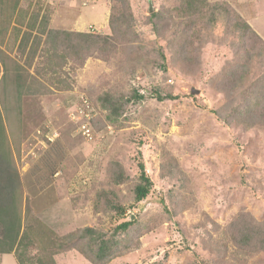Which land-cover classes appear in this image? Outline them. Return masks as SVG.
Instances as JSON below:
<instances>
[{"label": "rangeland", "instance_id": "obj_1", "mask_svg": "<svg viewBox=\"0 0 264 264\" xmlns=\"http://www.w3.org/2000/svg\"><path fill=\"white\" fill-rule=\"evenodd\" d=\"M207 1L230 5L264 41V0ZM127 2L132 27L118 32L110 24L114 0L87 9L80 0H21L31 12L42 8L48 30L115 39L58 74L42 71L46 60L36 57L31 72L46 73L37 77L47 90L24 98L28 136L15 167L0 158V205L21 182L35 217L58 236L92 228L117 240L119 255L109 264H264L261 251L235 248L238 233L228 230L240 218L264 224V125L247 127L258 103L247 88L263 82L264 60L251 66V83L226 92L240 54L257 55L260 45L219 23L189 46L183 0ZM11 52L25 63L17 46ZM81 94L97 111L92 140L70 118ZM140 162L153 187L137 203ZM115 164L124 169L122 184L112 175ZM130 221L128 231L115 233ZM14 257L1 264H17ZM56 261L90 264L75 250Z\"/></svg>", "mask_w": 264, "mask_h": 264}, {"label": "trees", "instance_id": "obj_2", "mask_svg": "<svg viewBox=\"0 0 264 264\" xmlns=\"http://www.w3.org/2000/svg\"><path fill=\"white\" fill-rule=\"evenodd\" d=\"M114 2L116 4L112 8L110 24H116L118 32L130 30L133 13L129 3L127 0ZM42 11V8L37 12H31L30 7L22 8L21 0H0V158L13 167L20 158L21 145L29 131L24 120L28 116L24 98L36 93L43 94L47 90L37 77L46 73L31 72L36 57L46 60L42 71L58 74V70H62L69 60L81 67L88 59L96 56V51L114 46V36L48 30L49 18L41 16ZM179 12L187 19L184 23L188 30L185 41L189 46L201 41L208 28H216L219 23L227 28L233 27L240 33L243 42L253 36L251 39L260 45L258 54L251 51L246 55L240 54L242 64L236 67L238 72L232 70L226 80V92H231L232 88L243 89L251 83V66L264 60V41L247 22L234 14L230 5L209 4L207 0H183ZM24 28L26 30L23 31ZM34 31L46 35L44 42L37 33L33 34ZM12 41L24 56L27 54L24 64L12 57ZM262 80L251 83L247 88L254 90L258 100L257 104L250 106L252 114L248 116V128L264 125V109L260 107L264 101V78ZM36 83L39 84L38 88H35ZM156 97L161 98L158 94ZM109 108L112 114H116L112 106ZM138 167L140 183L135 189V201L141 203L150 195L153 183L146 174L144 164L140 162ZM112 175L118 184L126 181L120 164L114 165ZM7 199L5 204L0 205V256L13 254L18 264H57L56 256L71 250L80 253L90 264H109L118 257V241L104 239L92 228L78 230L64 237L58 236L35 217L21 182L14 185ZM244 219H238L241 225L228 229L238 233L232 239L235 248L264 253V224ZM132 224L131 221L123 223L116 228L115 233L128 231Z\"/></svg>", "mask_w": 264, "mask_h": 264}, {"label": "built area", "instance_id": "obj_3", "mask_svg": "<svg viewBox=\"0 0 264 264\" xmlns=\"http://www.w3.org/2000/svg\"><path fill=\"white\" fill-rule=\"evenodd\" d=\"M83 8H90L98 4L101 0H80ZM71 120L77 125L79 133L86 139L94 138L92 123L97 118V111L94 104L86 94H81L75 110L70 113Z\"/></svg>", "mask_w": 264, "mask_h": 264}, {"label": "crops", "instance_id": "obj_4", "mask_svg": "<svg viewBox=\"0 0 264 264\" xmlns=\"http://www.w3.org/2000/svg\"><path fill=\"white\" fill-rule=\"evenodd\" d=\"M74 23V22H73ZM75 23H77V22H75ZM78 31H79V29H77ZM4 256H13L14 257V255L13 254H11V255H3V256H0V264L2 263V260H3V257ZM14 259H15V261H16V258L14 257ZM17 262V261H16ZM18 264V263H17Z\"/></svg>", "mask_w": 264, "mask_h": 264}, {"label": "water", "instance_id": "obj_5", "mask_svg": "<svg viewBox=\"0 0 264 264\" xmlns=\"http://www.w3.org/2000/svg\"><path fill=\"white\" fill-rule=\"evenodd\" d=\"M133 220H134V218H133Z\"/></svg>", "mask_w": 264, "mask_h": 264}]
</instances>
